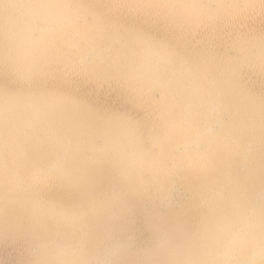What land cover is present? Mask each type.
Here are the masks:
<instances>
[{
    "label": "bare ground",
    "instance_id": "1",
    "mask_svg": "<svg viewBox=\"0 0 264 264\" xmlns=\"http://www.w3.org/2000/svg\"><path fill=\"white\" fill-rule=\"evenodd\" d=\"M261 219L264 0H0V264Z\"/></svg>",
    "mask_w": 264,
    "mask_h": 264
},
{
    "label": "clouds",
    "instance_id": "2",
    "mask_svg": "<svg viewBox=\"0 0 264 264\" xmlns=\"http://www.w3.org/2000/svg\"><path fill=\"white\" fill-rule=\"evenodd\" d=\"M264 241V219L258 225ZM126 249L113 240L100 245L74 244L58 251L37 252L29 264H120L119 256ZM255 264H264V244ZM147 264H250L247 245L241 244L238 252L230 251L219 237L210 233L190 231L184 236L162 232L151 249Z\"/></svg>",
    "mask_w": 264,
    "mask_h": 264
}]
</instances>
